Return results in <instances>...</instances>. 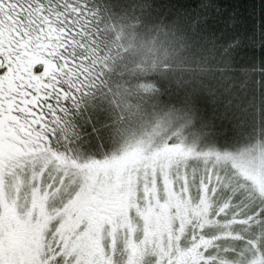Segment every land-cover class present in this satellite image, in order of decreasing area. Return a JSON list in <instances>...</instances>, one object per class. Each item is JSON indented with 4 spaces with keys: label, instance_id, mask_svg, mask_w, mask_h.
<instances>
[{
    "label": "snow or ice",
    "instance_id": "snow-or-ice-1",
    "mask_svg": "<svg viewBox=\"0 0 264 264\" xmlns=\"http://www.w3.org/2000/svg\"><path fill=\"white\" fill-rule=\"evenodd\" d=\"M0 264H264V0H0Z\"/></svg>",
    "mask_w": 264,
    "mask_h": 264
}]
</instances>
